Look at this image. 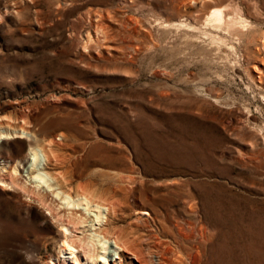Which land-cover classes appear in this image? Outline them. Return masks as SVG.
Wrapping results in <instances>:
<instances>
[{
    "label": "rangeland",
    "instance_id": "1",
    "mask_svg": "<svg viewBox=\"0 0 264 264\" xmlns=\"http://www.w3.org/2000/svg\"><path fill=\"white\" fill-rule=\"evenodd\" d=\"M215 7L248 29L209 27ZM22 121L38 134L12 131ZM4 128V174L44 144L59 184L159 218L126 209L128 236L168 241L184 264H264V0H0ZM8 185L0 264H59L61 225Z\"/></svg>",
    "mask_w": 264,
    "mask_h": 264
},
{
    "label": "bare ground",
    "instance_id": "2",
    "mask_svg": "<svg viewBox=\"0 0 264 264\" xmlns=\"http://www.w3.org/2000/svg\"><path fill=\"white\" fill-rule=\"evenodd\" d=\"M225 9L226 7L213 8L207 14L206 24L212 28H224L228 32L244 33L250 23L248 24L246 18L242 15L243 13L241 14V10L235 9L236 12L234 14H228L224 11ZM180 23L186 24L184 22ZM167 24L170 25V23ZM209 35L215 39H220L218 33L210 32ZM105 47L112 48L113 46L109 44ZM28 124L30 123L28 122ZM15 126L12 127V131L23 133L25 137L35 132H32L33 129L31 131V128L26 126L25 123L19 125L18 128ZM9 130L11 129H0V141L16 136V134H10L12 131ZM36 134L38 133L35 132ZM43 145L37 143L30 150V155L26 160L27 163L21 165L22 171L18 164L20 161L13 162V164L9 163L7 170L3 166L6 170V177H4L5 174L0 167V185L13 184L24 191L32 193L36 199L40 200L49 209L51 216L61 225L63 237L60 242V250L63 256L62 259L58 260L59 264H184L188 255H184L179 251L176 252L174 250L176 248L169 245L168 241H161L160 239L157 242L151 241V237L147 240L146 238L138 237L137 234H135L137 235L135 238L130 237L131 235L128 236L125 233L126 231L118 227L115 220L124 215L126 209L132 210L135 216L133 221L136 224H138L139 220L142 221L143 218L147 219L148 217L156 218L160 221L156 217L157 215L155 216L145 204L128 207L115 200V198L105 197L91 191V189L85 187L86 185L82 184L84 186L82 187L81 185L61 184L62 182L59 184L56 180V174L48 169L50 165L48 163L52 158L50 159L49 156L51 154L48 155L49 153L44 147L46 145ZM48 145H50V142ZM22 175L27 177L23 181L21 179ZM177 228L178 232H180V227L177 226ZM160 229L164 231V225L157 230ZM156 234L157 232L153 236Z\"/></svg>",
    "mask_w": 264,
    "mask_h": 264
}]
</instances>
